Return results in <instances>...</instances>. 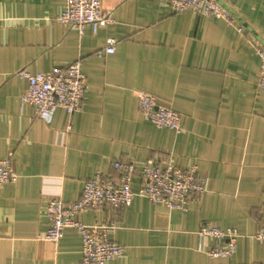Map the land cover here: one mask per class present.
I'll return each instance as SVG.
<instances>
[{"label": "crops", "instance_id": "1", "mask_svg": "<svg viewBox=\"0 0 264 264\" xmlns=\"http://www.w3.org/2000/svg\"><path fill=\"white\" fill-rule=\"evenodd\" d=\"M66 0H0V158L12 153L16 178L0 187V264H81V233L57 242L46 205L77 200L97 172L118 182L116 160L132 162L130 186L144 164L194 165L206 190L186 209L135 195L78 214L107 226L123 253L107 264H264V88L258 85L257 40L264 42V0H220L235 16L174 12L168 0H102L113 21L96 33L59 22ZM238 25L242 29L238 30ZM108 37L113 53L97 55ZM81 57L82 107L48 117L22 102L27 80L15 74L63 66ZM139 90L179 112V131L156 126L138 109ZM209 222L240 235L228 257L204 250L197 229Z\"/></svg>", "mask_w": 264, "mask_h": 264}, {"label": "built area", "instance_id": "2", "mask_svg": "<svg viewBox=\"0 0 264 264\" xmlns=\"http://www.w3.org/2000/svg\"><path fill=\"white\" fill-rule=\"evenodd\" d=\"M174 12L192 11L211 17L223 18L228 23L235 22L231 10L220 0H168ZM59 22L74 26L82 32L85 25L92 31L113 21L112 10L103 7L102 0H66L64 9L56 17ZM242 25H238V30ZM116 40L106 39L105 46L96 52L113 53ZM255 51L260 59L258 85L264 88V42L257 40ZM82 59L78 57L63 66H55L48 71L30 72L25 67L15 74L27 80V89L21 94L22 102L32 105L38 116L48 117L56 107L64 108L69 114L82 107L86 90V78L81 69ZM139 111L156 126L169 127L179 131L181 117L176 110L159 104L158 97L146 90H139L137 96ZM114 167L120 171L116 183L101 172L84 181L80 197L65 203L60 197L49 199L46 213L49 228L41 238L57 242L65 228H75L81 233V264H107L113 257L120 256L124 246L107 237V226L87 225L79 221L78 214L87 208L112 204L129 206L135 195H142L151 202L169 209H186L191 201L198 200L206 190L205 177L197 172L194 165L183 169L171 163L144 164L140 170V186L131 188V177L135 171L132 162L116 160ZM16 178L12 153L0 158V187ZM200 240L211 237L214 244L204 250L211 257H228L236 250L240 233L235 227L222 228L209 222L202 223L197 229ZM264 244V226L254 235ZM262 264V263H261Z\"/></svg>", "mask_w": 264, "mask_h": 264}]
</instances>
